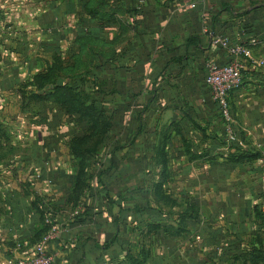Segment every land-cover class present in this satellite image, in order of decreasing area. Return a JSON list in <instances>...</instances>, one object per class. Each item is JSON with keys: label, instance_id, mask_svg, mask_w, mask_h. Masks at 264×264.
I'll return each instance as SVG.
<instances>
[{"label": "crops", "instance_id": "obj_1", "mask_svg": "<svg viewBox=\"0 0 264 264\" xmlns=\"http://www.w3.org/2000/svg\"><path fill=\"white\" fill-rule=\"evenodd\" d=\"M187 1L0 0V35L5 32L4 28L2 31L4 21L10 22V28L11 25L16 28L12 33L8 30L10 38L3 37L0 44V71L3 75L0 84L6 83L10 87L4 86L3 95H13L11 89L24 78L19 72L25 68L24 64L27 68L33 67L35 76L47 71L57 59L65 69L74 66L79 68L78 72L91 71L105 60L108 68L116 66V70H122L124 98H134L133 94L138 92L139 103H142L140 100L145 103L143 108L139 106L136 109V118L144 117L146 113L156 115L160 113V106L161 111L165 109L161 115L170 114V120L165 125L167 129L170 127L167 134L170 146L176 148L173 150L175 154L165 156L167 165L168 162L172 164L170 174L167 170L166 176L161 172L162 178L168 177L170 181L158 189L147 188V172L140 166L147 161V154L141 152V148L139 150L144 140L138 137L136 144L132 141L127 143L121 158L118 155L122 168L112 170L114 174L108 186L110 194L97 182L105 194L101 195L100 204L89 210L91 214L81 215L77 210L68 214L65 209L70 204L67 199L72 195L75 174L67 167L63 168L62 163L63 159L72 160L73 156L67 154V144L62 142V138L47 140L49 132L54 136L63 133L65 126L60 127V122L59 126L49 128L41 122L45 126L38 130L42 132V140L26 139L39 156L27 154L10 160L12 178L29 179L32 185L37 186L32 188V193L17 185L0 192L10 195L6 203L9 207H5L4 214L0 215V264H13L18 258L32 256L39 236L48 229L45 221L50 216L52 222L56 221L60 226L58 238L48 246L49 254L54 256V264H162L164 260L171 259L177 264H193L195 252L186 249L183 240L194 229V221L188 217L179 219V213L188 205L197 209L204 207L192 201L189 195L203 193L206 189L205 183L201 185L198 182L199 173H206L203 178L210 184L220 185L221 181L227 184L224 190L218 189V193L229 194L225 200L246 201L249 192L255 196L264 194V190L254 192L252 188L249 190V187L235 185L236 181L244 185L243 178L247 177L238 175L233 178L237 165L254 159L264 162V64L244 60L243 85L231 94V116L241 142L227 141L218 104L212 99L211 90L205 83L208 63L224 65L232 59L226 49L213 43V36L229 37L232 41L258 38L259 42L251 46L252 55L256 60H264V22L260 23V17L264 18V5H259L264 0H254L249 5L245 3H250V0H216L220 8L212 13L211 18L210 12L204 10V6L201 8L204 0H199L196 8L189 7ZM235 2L240 7L235 6ZM243 10L245 12L240 14ZM247 19L251 24H247ZM191 37L196 38L197 44H188ZM6 68H11L13 74L7 73ZM47 86L45 92L51 90V85ZM45 92L38 89L31 93L36 96ZM14 95L17 96V93ZM41 103L44 102L36 99L30 104L32 108H25L26 113L52 116L58 113L52 103ZM136 123L137 129L141 125L144 131V118L141 123L136 119ZM43 132L46 135L43 136ZM163 145L170 147L167 140L164 143L154 140L153 147ZM135 146L137 149H133ZM248 147L259 151V157L233 161L238 152L248 150ZM159 157L156 154L157 163L162 165ZM24 163L33 167L27 174H22ZM137 166L138 170L133 168ZM257 169L248 173L258 174ZM37 173L42 175V180H36ZM115 178L117 181H114ZM136 178L138 185L132 182ZM172 178L173 186L170 184ZM48 179L52 180V184L47 182ZM175 183L181 186L174 188ZM207 187L206 192H210L209 185ZM91 190L90 195L95 197L97 189ZM136 192L138 197L130 199L129 196ZM173 193L186 198L182 210L175 214L171 222L174 229L180 227L182 231L170 236L162 228L148 232L147 223H161L157 218L162 219L165 215L156 209H147V202H144L147 195ZM214 201L213 209L218 207L222 210L223 205ZM157 203L162 204V200ZM154 205L158 208L157 204ZM148 211L151 217H148ZM217 215L220 218L223 214ZM228 216L225 210V226L232 224L228 220L233 216ZM239 217L233 220L232 227L249 228L250 223L243 222V216ZM215 223L211 225L214 229L208 233L209 239L206 238L208 242L214 241L212 237L217 233L224 236L223 230L215 229ZM225 232L228 233L227 230ZM230 233L233 237L240 234L238 230ZM153 235L161 239L160 243L156 241L152 245L154 249L165 246L161 244L164 240L174 243L173 250L158 252L151 249L149 253L147 236L151 238ZM197 235L205 237L203 232ZM198 257L202 258V254Z\"/></svg>", "mask_w": 264, "mask_h": 264}, {"label": "rangeland", "instance_id": "obj_2", "mask_svg": "<svg viewBox=\"0 0 264 264\" xmlns=\"http://www.w3.org/2000/svg\"><path fill=\"white\" fill-rule=\"evenodd\" d=\"M199 1V0H197ZM203 6L205 7L204 10L210 12L211 18L213 15L212 13H216V11L220 8L218 2L216 0H204ZM254 3V0H250V3H245V5H249ZM234 4V3H232ZM237 7H240V4L235 2L234 4ZM208 12V13H209ZM240 12V14L244 13ZM212 15V16H211ZM208 19V18H207ZM248 25L251 24L249 19H247ZM257 22V20H255ZM264 22V18L260 17V23ZM10 22L4 21L2 23V31L4 28V33L1 32L0 35V44L2 43L3 37L8 36V30H16V28L11 25V28L9 27ZM10 28V29H9ZM10 38V36H8ZM1 52H0V59H1ZM70 56V53L67 55ZM66 58V56H63ZM41 59H44V56L41 57ZM57 62H61L57 59ZM103 64V63H102ZM24 69L20 70L19 72L23 74L24 78L21 82L18 84H15L11 90H13V95L5 96L3 95L4 86L9 87L8 84H0V192H3L2 190L6 187L8 188H15V186H21L22 190L28 193H32V188L36 187L37 185H32V182L29 179H17L15 176L12 178V172H13V166H11L10 160L12 159H20V156H26L27 154L34 155L36 157L37 151L34 150L32 145L30 143H27L26 139L29 140H36L40 139L42 140V132L38 131L40 129H44L45 126L41 124L48 125L49 128L52 126H59L64 127L65 129L63 133H56L57 135H53L51 132H49L47 135V140H54V139H60L62 138V142H66L67 144V154L73 156L72 160L71 158H65L63 159L62 166L66 169V167L75 174V177L80 173V171L84 170V185L83 189H85L84 193H80L79 195L72 196L70 194V197L67 199V202H69V205L67 209H65L66 213H72L74 211H79L81 215H90L93 207H95L98 203L100 204L101 201V195L103 196L105 194V190L97 184V176L102 172L103 169H105L108 166L109 158H111L110 152L113 150V146L120 147L118 150V155H123L124 147L129 142H134V138L137 132V123H136V114L137 108L139 109V106L143 108L142 106L145 105V103L140 100L138 97H134L131 99L124 98L123 95L116 93H113V91L117 90V86H121L122 84H119L118 82L114 81L112 79L111 73L113 72L111 68H108L105 64L97 70H91L87 72H78L79 68L73 69L75 70V74H86L84 77V80H89L88 73H98L101 80L99 81V85L103 88H105V91L107 92L106 95H98L96 94V99L98 102V105L103 108L105 113V118L102 116H99L98 113H96V119H98L99 126L98 128H95L94 125L87 126L86 124H83V122L80 121L78 116L76 114H67L63 109L61 108L57 103H55L53 100H40V102H49L52 103L57 109L58 113L55 116L51 115H38V114H29L26 113L25 108L31 107V103L34 102L36 99H34V96L31 92H34L38 90L39 88L36 86L35 83L31 82L32 78L34 76V69L33 67L27 68V64ZM4 68V67H3ZM1 69V68H0ZM60 70L57 71L58 76L63 78L61 81L67 80L69 77L72 76V73L74 71L67 70ZM85 71V70H83ZM6 72L9 74H13V71H11V68H6ZM2 72L0 71V77H2ZM83 79V78H82ZM83 82H80L82 84ZM3 84V85H2ZM143 87L144 84H141ZM49 86H46V88ZM53 86L51 85L50 89ZM117 87V88H116ZM137 87L138 84H137ZM123 91V90H122ZM124 92V91H123ZM17 93V96L14 94ZM95 93H93L94 95ZM94 97V96H93ZM44 103H41L45 105ZM161 106L158 107V110L160 113L156 115L149 116V113H146V116H144V131L142 132V135L139 136L141 138L140 140H144L143 143H140L139 150L141 148V152H145L146 155V162H143L141 164V169H146L147 172V182L146 187L147 188H154L157 186L158 183L162 182L163 186H165L170 179L168 177H165L166 174L163 173L162 165L160 163H157L156 154L161 156V148L153 147L154 146V140L159 139L162 143L166 142V140L169 142L170 146V137H168L167 134L170 133V127L167 129L166 123L170 120V114L167 113V115H161V113L165 110L163 109L161 111ZM45 110V109H44ZM231 110V107H230ZM129 111V112H128ZM168 118V119H167ZM107 121H111L115 124V129L113 132V136L110 137L107 133H103L102 128L103 124ZM93 121V120H92ZM39 125V126H38ZM163 125V127L161 126ZM59 127V128H60ZM162 127V128H161ZM109 131V130H108ZM43 136L46 135L45 132H43ZM112 134V133H111ZM51 135V136H50ZM60 136V137H59ZM237 142H241L239 138L237 139ZM108 141H110L108 143ZM114 142V144L112 143ZM28 144V145H27ZM233 144H231L232 146ZM78 146L76 148V151H74L73 147ZM66 149L64 152H66ZM133 149H137L136 146L133 147ZM124 150V151H123ZM131 150V149H129ZM176 148H166V155L169 153L175 154ZM249 152H258L253 147H248ZM47 153V151H46ZM44 153V154H46ZM78 155V156H77ZM83 156V160L80 158V156ZM39 156V155H38ZM37 156V157H38ZM136 156H138L136 154ZM62 157V156H61ZM75 157V158H74ZM240 158H247V156L242 157V155L239 156ZM137 158V157H136ZM250 158V157H248ZM137 161H140L137 159ZM159 161H161V157H159ZM263 163V165H262ZM259 163V161H256V159L252 161L243 162L236 166L235 172L233 174V178H237L236 176L241 175V177H247L242 179H238L240 182L243 181L242 185L239 182H235L236 186H245V188L249 187L254 192H258V190L263 191L264 190V162ZM197 165V164H195ZM168 166H170V169L168 168L167 171L168 174H170V170L172 168V164L168 162ZM230 165H228L229 167ZM23 172L22 174H27L33 167L31 164L24 163L23 164ZM258 168V174H249L248 171H253L254 168ZM134 169L138 170L137 167H133ZM200 168V167H198ZM196 167V169H198ZM263 168V171H262ZM225 167H223V170ZM227 169V168H226ZM201 172H203V169H200ZM228 171V170H225ZM35 172V171H34ZM60 172V169H58V173ZM165 175L164 178H162V174ZM263 172V173H262ZM36 173V172H35ZM112 173V169L110 171V174ZM107 174L105 175L104 181L105 183L109 184L111 179L113 178L112 175ZM161 174V175H160ZM204 174V175H203ZM206 173H199L198 175V182L199 184L203 185L205 183V190L203 193L200 194H189L192 201L199 202L201 205L203 204L204 207H200L198 210V218L194 219L193 225L194 229L191 230L187 235L186 239L183 240V243L188 250H192V252H195V262H192L193 264H264V194H257L258 196H255L254 194H251V192L248 193V197L246 198V201H232L226 198L228 193L224 194L218 193L219 190H224L227 188V184L224 183V181L220 182V185H214L213 183H209L206 181L203 176H205ZM117 177V176H116ZM160 178V179H159ZM43 179V178H42ZM41 179V180H42ZM36 180H39L36 177ZM237 180V179H236ZM74 181V179H73ZM114 181H117L116 178ZM136 182L138 185L137 178L133 179L132 182ZM160 181V182H159ZM171 186L174 184V179H171ZM141 182H143L141 180ZM158 182V183H157ZM157 183V184H156ZM247 183V184H245ZM52 184V183H51ZM135 184V185H136ZM133 186L134 183H131ZM136 185V186H137ZM156 185V186H155ZM207 185H209V191L206 192L208 189ZM41 187V185L39 184ZM114 186V185H113ZM181 184H176L174 188L180 187ZM204 187V186H203ZM202 187V188H203ZM97 189L95 197H93L91 194V189ZM219 189V190H218ZM74 190V189H73ZM152 190L150 189L149 192ZM173 191V190H172ZM12 192V190H11ZM83 192V190H82ZM98 192V193H97ZM133 192V191H132ZM196 192V191H194ZM218 193V194H217ZM73 194V191H72ZM138 194H131L129 196L130 199L134 198ZM180 195H177L176 193L163 196L157 195V194H148L147 200L144 202H147V206H151L152 209H156L158 212L165 215V217L157 218L159 221H161L160 224H162L166 228V234L170 236V234L174 233V227L171 225V222L173 218H175V214L182 210V205L184 204L186 198L183 196L182 198L179 197ZM260 196V197H259ZM27 197L31 198V195H28ZM10 198V195L6 193H0V215L4 214L5 207L7 204V199ZM159 199L162 200V204L157 203ZM253 200L251 202H247V200ZM10 200V199H9ZM8 200V201H9ZM128 200V199H127ZM217 201V205H223L221 206L222 210L218 207H215L216 210L213 209L212 205H215V201ZM111 203V202H110ZM154 204H157V207H155ZM258 207L260 209L259 212H256L254 209L255 207ZM226 208V209H223ZM235 207H237V210ZM243 207V208H242ZM226 210V213L229 216H233L231 220H228V223L233 224V220L236 218H239V216H243V222L247 221L250 223V225L247 227H232L231 225L225 226V217H224V211ZM60 212V211H59ZM95 212V211H94ZM79 213V214H80ZM223 214L222 217H218L217 214ZM150 212L148 211V217H151ZM56 214L55 216H57ZM61 215V214H60ZM95 215V214H94ZM228 216V217H229ZM256 216V217H255ZM58 217V216H57ZM200 217V221H199ZM52 219V216H50ZM227 218V217H226ZM180 219V217H179ZM221 219V220H219ZM212 220V221H211ZM214 220V221H213ZM217 220V221H215ZM219 220V221H218ZM222 221V222H221ZM46 222V221H45ZM214 222H216L215 229L218 231L223 230L224 236L222 234L217 233L215 237H212L214 241L208 242L206 238L208 236V233L214 229L213 226H211ZM58 222L55 221V224ZM149 224L147 223V231L149 232ZM209 224V225H208ZM255 224V225H254ZM221 225V226H220ZM160 226L159 229H163L161 225H156V228ZM172 226V227H171ZM228 231L226 233L225 231ZM233 230V233H235L237 230L240 233L239 237H233L230 236V231ZM203 232L205 234V237L202 238L197 234H200ZM104 233H106L104 231ZM210 234V233H209ZM148 237V252H151V249L154 251H162L167 250L171 251L173 250L174 243L169 241H162L165 243H162L165 246H157L155 249L152 247L156 243H160L161 239L159 236L157 238ZM211 238V240H212ZM171 240V239H170ZM165 251V252H167ZM252 251V252H251ZM198 254H202V258L198 257ZM211 255V256H210ZM227 255V256H226ZM210 256V257H209ZM198 257V258H197ZM28 258V257H21L18 258ZM202 259V260H201ZM153 260V259H152ZM17 259L15 260V262ZM162 264H177L174 259L171 260H164Z\"/></svg>", "mask_w": 264, "mask_h": 264}, {"label": "trees", "instance_id": "obj_3", "mask_svg": "<svg viewBox=\"0 0 264 264\" xmlns=\"http://www.w3.org/2000/svg\"><path fill=\"white\" fill-rule=\"evenodd\" d=\"M188 44H197L196 38L195 37L189 38ZM102 63H103V64H101L102 66L104 64L107 65V61H105V60H103ZM101 65H96L94 69L95 70L99 69ZM63 68L64 67L62 66L61 62H55L52 64V66H50L47 69V71L41 72V73L36 74L34 76V83L39 88V90H42L43 92H45L46 91L45 88L47 85L53 86L50 91L45 92V93H39V95L34 96V99H37V100H53L68 115L69 114H76L78 116V118L80 119V121L83 122V124H86L87 126H90L92 124L95 126V128H98L99 123H98V119H96V117H95L96 113H98L99 116H102L103 118H105L106 111L98 105L99 101H97L95 96H96V94H98V95H100V94L106 95L107 94V92L105 91V88H103L99 85V81H102L99 74L89 72L88 73L89 80H84V78H85L84 76L86 74H75V72H74V73H72V76L69 77L67 80L61 81V80H59L61 77L58 76L59 74H57L56 70L60 72V70H63ZM73 69H74V66L72 68H68L67 70L75 71ZM64 70H66V69L64 68ZM111 70L113 71L112 72L113 76L111 75L112 79L114 81L118 82L119 84H122L121 86H117L120 88L116 87L117 90L116 91L114 90L113 93L119 92L118 94L124 95L125 92H123L122 90L125 89V86H124L122 78H121V77H123L122 70H120V68H118V70H116V66L112 67ZM116 73H118V76H116ZM80 82H83V83L80 84ZM93 93H95V94L93 95ZM138 94L139 93L136 92L133 94V96L137 97ZM149 101H152V100L150 99ZM137 120L140 121V123H141L143 121V117L138 116ZM114 127H115V124L112 123V120L111 121L105 120V122L103 124L102 131H103V133H107L108 135H110V137H112L114 129H115ZM142 131H143V128L140 125L139 129H137V132H136V135L134 138V142H132L133 144H136V139L141 135ZM109 142L110 141H108V143ZM112 143L114 144V142H112ZM77 147L78 146L73 147L74 151H76ZM159 148H161L160 149L161 150V156L160 157L162 159L163 173L165 174V171L168 169V165H167V162L165 160L166 145H163L162 147H159ZM119 149H120V147H117V146L114 147L113 146V150L110 152L111 158H109V161L107 162L108 166L105 169H103L102 172L97 176L98 183L101 184L102 186H104L108 190V194H110L109 189H108V186H110V185L105 183L103 177L107 174H110L111 169L112 170L116 169L117 171H119L122 168V162H121V159L118 157V153H117ZM259 154H260L259 151L250 153L249 150H241L240 152L237 153L236 158L233 161H235V162L240 161V157H239L240 155H242V157L244 155V156H247L250 158H257V157H259ZM80 158L83 160L84 157L81 155ZM113 174L114 173H111L110 175H113ZM83 186H85V185H84V170L82 169L80 171V173L75 178L74 188H73L74 190H73L72 196L79 195L80 193H83L82 192V190L84 191ZM162 186H163V183L160 182L157 184L156 187L158 189L159 187H162ZM158 195H161V194H158ZM108 197H110V196H108ZM147 209L151 210V211L153 210L151 208V206H149V205L147 206ZM254 210L256 212L260 211V209L257 206L255 207ZM152 214L156 215L157 213L152 212ZM198 216L199 215H198L197 208L195 206H192V205H188L186 210L179 213L180 219H185V217H188V218H191L194 220V219H197ZM156 225H161V227H163V231L167 232L166 228L162 224L157 223V222L156 223L152 222L149 224V229H148L149 232H155L156 230H159L160 226H158L156 228ZM48 230H49V224H48V229H46V231H44L39 236L38 240H40V238ZM180 231H182V229L180 227L177 228V230L174 229V233L175 232L178 233Z\"/></svg>", "mask_w": 264, "mask_h": 264}, {"label": "built area", "instance_id": "obj_4", "mask_svg": "<svg viewBox=\"0 0 264 264\" xmlns=\"http://www.w3.org/2000/svg\"><path fill=\"white\" fill-rule=\"evenodd\" d=\"M187 4L191 8H196L198 1L188 0ZM212 41L221 45L232 56V59L224 65H218L215 62L208 63L205 77V83L211 90V97L218 104L223 118L227 141L232 143L238 141V134L233 125L230 98L232 92L243 85L244 60L258 64H264V60H256L252 55L251 46L259 42L258 38H251L248 41H232L229 37L213 36ZM36 177L42 179L40 173H37ZM47 182L52 183V180L48 179ZM46 222L49 224V230L37 241L34 254L28 258L19 259L13 264L55 263L54 256L48 252V246L58 238L60 226L58 223H53L51 218H47Z\"/></svg>", "mask_w": 264, "mask_h": 264}, {"label": "water", "instance_id": "obj_5", "mask_svg": "<svg viewBox=\"0 0 264 264\" xmlns=\"http://www.w3.org/2000/svg\"><path fill=\"white\" fill-rule=\"evenodd\" d=\"M259 5H264V3H261V4H259Z\"/></svg>", "mask_w": 264, "mask_h": 264}]
</instances>
